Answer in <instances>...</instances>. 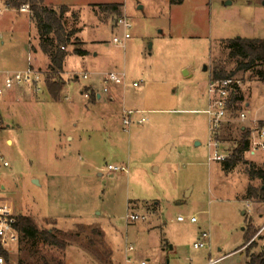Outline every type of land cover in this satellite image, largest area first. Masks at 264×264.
Here are the masks:
<instances>
[{
    "label": "rangeland",
    "instance_id": "1",
    "mask_svg": "<svg viewBox=\"0 0 264 264\" xmlns=\"http://www.w3.org/2000/svg\"><path fill=\"white\" fill-rule=\"evenodd\" d=\"M114 3L122 4V15L100 8ZM46 5H67L66 27L80 31L66 48V86L58 101L46 84L39 95L15 91L0 101V205L32 217L40 231L54 229L68 247L48 244L41 234L23 242L19 235L8 258L16 264H206L225 257L221 264H245L252 242L249 254L263 252L264 202L245 197L250 184L262 185L247 169L251 163L263 167L264 152H246L231 171L211 161L206 111L219 67L237 82L240 98L233 102L232 92L217 133L218 152L232 154L242 130L254 138L264 124V82L255 70L238 69L224 45L239 37L264 39V0ZM0 10V86L3 72L26 69L30 56H37L34 63L46 83L51 62L40 49L33 12H21L7 0H0ZM121 18L129 20V29L119 24ZM75 48L89 53L77 55ZM110 72L125 73L126 84L92 98L95 90L103 91L101 80ZM130 109L143 111L145 123L124 125ZM109 165H125L128 172ZM181 215L185 221L178 220ZM203 233L210 235L208 245L195 248Z\"/></svg>",
    "mask_w": 264,
    "mask_h": 264
},
{
    "label": "trees",
    "instance_id": "2",
    "mask_svg": "<svg viewBox=\"0 0 264 264\" xmlns=\"http://www.w3.org/2000/svg\"><path fill=\"white\" fill-rule=\"evenodd\" d=\"M11 6L20 9L23 4H29L33 17L36 20L38 32L40 34V49L42 53L50 59V70L53 73L46 80V87L51 97L58 101L61 93L66 86V81L62 78L64 72V64L69 52L66 50L67 45L72 44L73 36L79 32V29L68 30L65 24V16L70 8L63 5L60 10L55 7L46 5V0H7ZM185 0H171L172 4H182ZM100 8L104 12L111 14L122 15V4H103ZM225 49L228 50V56L231 60L236 61L238 69L255 70L257 76L264 82V39L263 38H233L224 41ZM36 51V50H35ZM74 53L80 56L88 55V51L82 48H75ZM231 75L223 68L217 67L213 74V80L226 79ZM237 86L233 91V102L239 100L236 94ZM92 98H96L95 93H92ZM231 102V100H230ZM229 102V108H230ZM0 121L3 122V116L0 112ZM264 126V124L262 125ZM218 140L220 137L217 134ZM251 137L250 133L242 130V138L238 141L237 147L233 153L223 162L224 168L231 171L238 166L244 159L246 152L250 150ZM247 173L252 180L260 179L262 185L256 187L252 184L248 186L245 199L264 202V166L258 167L251 163L247 169ZM22 242L32 241L40 234L45 242L53 246L66 249L68 247L67 240L62 238L56 231L47 229L40 231L34 219L30 216L18 215L16 226ZM258 229H253L246 233V241L249 242L255 236ZM254 244V242H252ZM250 244V247L252 246ZM248 251V260L245 264H264V251L258 255H251ZM7 256V253H5ZM8 257V256H7ZM19 264H36L30 261H20ZM41 264H51L47 259H43ZM62 264V263H59Z\"/></svg>",
    "mask_w": 264,
    "mask_h": 264
},
{
    "label": "built area",
    "instance_id": "3",
    "mask_svg": "<svg viewBox=\"0 0 264 264\" xmlns=\"http://www.w3.org/2000/svg\"><path fill=\"white\" fill-rule=\"evenodd\" d=\"M21 12H30L31 7L29 4H23L20 8ZM2 10H0V13ZM32 12V11H31ZM119 24L123 25L125 29L131 27V23L126 18H121ZM130 34L125 33V39L129 38ZM114 42L123 44V40L119 37L114 38ZM3 85L0 86V101L4 99L6 94L15 91H29L33 95H39L45 88L44 72L35 67L29 66L23 70L16 71H4L3 72ZM89 75L85 74L84 78H88ZM103 91H94L95 95L100 98L103 94H109L111 92L112 85H125L126 74L119 72H110L105 74L101 80ZM237 82L232 78H226L221 80H212L209 85L210 95V108L206 111L211 117V142L210 146L214 148L213 153L210 157L211 161L224 162L229 156L223 155L218 152L220 140L217 138V133L221 128L222 122L227 116L229 109V102L231 100L232 92L234 91ZM139 83H134V86H138ZM86 97H90L86 94ZM243 119H246V115H242ZM146 118L144 112L141 110H125L123 114V123L126 126H131L133 123L139 125L144 124ZM0 121V125H1ZM254 138H251L250 153L255 155L257 152H264V126L255 129ZM2 160V159H1ZM5 166H8V162H4ZM109 170L114 172H128V168L125 165H109ZM132 220L140 219L139 215H131ZM144 218V217H142ZM179 221H185L186 217L179 216ZM192 222H196L195 216L191 217ZM18 222V214L16 213L13 206L8 203L0 205V264H16L10 260L5 253L10 252L12 245L16 244L19 239V233L16 228ZM203 241L195 243V248H203L208 245L205 242L206 239L210 238L208 233L202 234ZM130 249H133L131 246ZM225 257H219L216 259H210L206 264H221Z\"/></svg>",
    "mask_w": 264,
    "mask_h": 264
},
{
    "label": "crops",
    "instance_id": "4",
    "mask_svg": "<svg viewBox=\"0 0 264 264\" xmlns=\"http://www.w3.org/2000/svg\"><path fill=\"white\" fill-rule=\"evenodd\" d=\"M227 5H228V4H227ZM42 54L45 55L44 53H42ZM37 55H38V54H37ZM36 60H37V56H36V59L33 58L32 56H30V58H29V64H28L27 67H29V66H31V65H32V66H35V63H34V62H35ZM35 67H36V66H35ZM110 98H111L112 101H114V99H115L113 95H112ZM98 99H102V97H101V98L98 97Z\"/></svg>",
    "mask_w": 264,
    "mask_h": 264
},
{
    "label": "water",
    "instance_id": "5",
    "mask_svg": "<svg viewBox=\"0 0 264 264\" xmlns=\"http://www.w3.org/2000/svg\"><path fill=\"white\" fill-rule=\"evenodd\" d=\"M232 2L230 1L228 4H231ZM99 97H100V95H99Z\"/></svg>",
    "mask_w": 264,
    "mask_h": 264
}]
</instances>
